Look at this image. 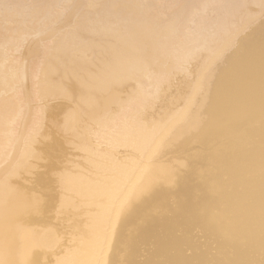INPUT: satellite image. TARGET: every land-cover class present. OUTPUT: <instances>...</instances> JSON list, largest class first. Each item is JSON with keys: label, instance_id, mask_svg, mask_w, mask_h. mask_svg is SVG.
<instances>
[{"label": "bare ground", "instance_id": "1", "mask_svg": "<svg viewBox=\"0 0 264 264\" xmlns=\"http://www.w3.org/2000/svg\"><path fill=\"white\" fill-rule=\"evenodd\" d=\"M217 12L0 54V264H264V0Z\"/></svg>", "mask_w": 264, "mask_h": 264}, {"label": "rangeland", "instance_id": "2", "mask_svg": "<svg viewBox=\"0 0 264 264\" xmlns=\"http://www.w3.org/2000/svg\"><path fill=\"white\" fill-rule=\"evenodd\" d=\"M232 2L233 0H0L2 68L25 71L30 67L26 53L33 47L42 52L39 58L42 64L48 62L47 55L51 52H80L92 47H97L98 50L100 48L101 51L108 41L126 34L132 28V22L144 18L154 20L158 28L179 19V22H183L184 33L190 37L187 47L193 49L204 42L206 36L215 31L217 21L222 20V15L217 11H226ZM167 10H170L168 16ZM86 56L88 59L93 58L91 54Z\"/></svg>", "mask_w": 264, "mask_h": 264}]
</instances>
